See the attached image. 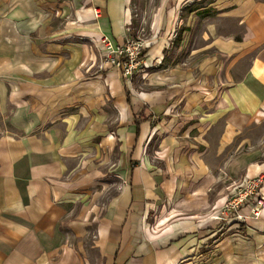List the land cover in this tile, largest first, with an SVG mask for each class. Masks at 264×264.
<instances>
[{
    "label": "crops",
    "instance_id": "crops-1",
    "mask_svg": "<svg viewBox=\"0 0 264 264\" xmlns=\"http://www.w3.org/2000/svg\"><path fill=\"white\" fill-rule=\"evenodd\" d=\"M127 3L0 0V264H264V213L252 239L206 253L223 170L254 174L264 156V133H249L264 126V0H221L218 17L241 32L207 26L210 55L139 88L109 65L82 68L99 54L65 36L122 44ZM167 13L148 61L162 59Z\"/></svg>",
    "mask_w": 264,
    "mask_h": 264
},
{
    "label": "rangeland",
    "instance_id": "rangeland-1",
    "mask_svg": "<svg viewBox=\"0 0 264 264\" xmlns=\"http://www.w3.org/2000/svg\"><path fill=\"white\" fill-rule=\"evenodd\" d=\"M127 1L130 18L129 24L126 27L127 36L124 41L129 38L142 43L144 47L143 54L147 61L150 57L148 54H151L150 50L154 46L152 43H154L155 38L166 34L167 22L165 21H167V12L174 11L176 13L174 24L170 33L167 35L168 37H166L164 49L161 53L162 59L159 60L160 66L157 64L159 63L157 60H154L153 62L148 61L150 64V67L147 70L148 76L156 72L159 74L158 72L160 69H168L169 67H175L177 69L193 67L195 65V59L198 58L199 51L202 48L204 49L207 47V54L210 55V44L208 43L206 45L202 40V38H208L204 33L207 26H215L216 32L224 34L228 32L238 34L242 30L236 23H227L218 17L221 14L219 11V8H221L222 5L220 4L221 0ZM97 13L99 15V11ZM93 16L96 19L94 12ZM75 21L79 24L87 22V20L78 21L77 19ZM155 24L157 25L156 29L154 28ZM128 29L130 30L128 31ZM74 35L75 34L72 35L69 33L65 36L69 39L76 37V39H78L80 43L82 42L89 51L93 52V50H95V52L99 54H96L97 58H95L92 63H88L87 65L84 64L81 67L88 69L93 66V68H96L97 70L104 69L105 65H108L107 58L104 54H100L98 49L100 48L102 53L105 52V42L102 39L104 35L93 31L83 32L82 34L77 31L76 35ZM156 35L158 36L156 37ZM209 38H211V35H209ZM122 44H124V42ZM122 44L115 45L120 46ZM121 76L124 80H132L134 86L138 88L140 87L137 76L130 79L124 78L122 74ZM257 132L259 135L263 134L264 126L253 128L249 133L255 135ZM214 139L215 138L208 139L210 147L215 146L216 142L213 141ZM256 144L258 145L259 143L257 142ZM256 144L253 143V146ZM235 145H237V143L233 145V149ZM239 150L242 151L243 148ZM221 160H223V165H226L227 162L234 159L231 157H224ZM262 164H264V156H261L256 159V162L249 165L253 166V169L257 171L254 174L248 172L246 167L241 168L237 173L233 174L228 173L226 169L223 170L222 176L220 180H218L216 186L219 190L216 192L212 190L211 192L215 199L217 197V200L221 199L222 202L220 206L210 205L207 208L206 217L208 221H216L219 230L216 237L208 242V248L206 250L208 256L212 255V247L215 246L219 238L232 236V238L240 237L239 239H252L247 235L249 234L248 231L250 229L248 223L252 220L261 219L264 213V169L259 170L258 167ZM85 242L87 243H84V253L88 251L86 253L88 260H97L96 251L89 249L91 246V239L89 238V240ZM253 254H255V258H257L254 249L252 257Z\"/></svg>",
    "mask_w": 264,
    "mask_h": 264
},
{
    "label": "built area",
    "instance_id": "built-area-1",
    "mask_svg": "<svg viewBox=\"0 0 264 264\" xmlns=\"http://www.w3.org/2000/svg\"><path fill=\"white\" fill-rule=\"evenodd\" d=\"M94 10L95 16L98 15ZM130 29H128L129 31ZM104 55L107 58L108 65L120 71L124 78L130 79L139 76L140 79H146L150 67L149 62L143 54V44L133 39H126L124 44L115 45L111 39L103 36ZM160 65V63H157Z\"/></svg>",
    "mask_w": 264,
    "mask_h": 264
}]
</instances>
